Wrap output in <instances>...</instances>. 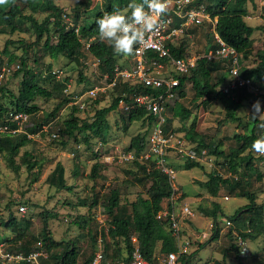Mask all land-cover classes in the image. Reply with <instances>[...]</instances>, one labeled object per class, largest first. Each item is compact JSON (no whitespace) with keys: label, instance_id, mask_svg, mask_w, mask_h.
Segmentation results:
<instances>
[{"label":"trees","instance_id":"trees-1","mask_svg":"<svg viewBox=\"0 0 264 264\" xmlns=\"http://www.w3.org/2000/svg\"><path fill=\"white\" fill-rule=\"evenodd\" d=\"M101 5L91 17L90 12L92 0H85L79 5L75 6L72 13L65 12L63 8L57 5L56 0H13V3L6 7H0V34L14 35L16 33H34V42H27L23 39H9L6 42L1 56L8 58L7 66L18 63L20 67L15 70L13 76L22 74V80L19 85L18 94L8 89L5 85H0V122L3 125H8L12 129H17V124L10 120V114L27 113L30 116V122L27 124L26 133L18 134H0V153H6V160L10 167L19 172L21 164L16 162V158L20 155V149L25 147L30 142V135H36L39 132H44L46 124L42 121L36 120L39 107L35 104L38 97L42 98H59L56 110L61 108L70 109L69 117L63 122L64 127L59 129L58 132L63 139L62 144L67 145L72 139L75 138L79 132H90L93 137H99L106 141L105 133L110 129L108 122V115L117 110L120 102L124 100L128 105H134L129 110L128 121L148 123L152 125L155 117L149 115L144 108L135 106L134 96L145 95L150 91L156 93L142 85H132L131 83H124L120 81L117 86L109 91H115L117 96L113 99L110 106L105 108H98L93 115L87 114L86 118L80 115V106H69V103L74 101V92H66L67 86L72 81L71 78L64 77L57 79V75L52 73L50 69L47 74L42 75L47 78L50 86L41 85L38 83L42 78L38 72L28 67V52L30 49L34 51V63L38 64L39 58L37 56L36 47L42 45L53 60H57L61 56L68 58L71 62L83 64L88 60L89 56H93L100 60V80L107 83L111 80H105L104 76L109 75L112 79L115 73V68L120 67L125 69L128 67L127 62L123 63L114 55L113 49L106 42L99 39L98 26L96 21L101 18L105 13H111L114 8L124 10L132 0H102ZM254 0H196L193 7L203 5L206 7L208 14L212 18H217L215 30L220 38L231 48H233L240 56L242 61L241 74L244 78H251L254 83L264 90V43L263 49L260 53V62L257 67L248 69L244 66L243 62L248 61L252 55L254 48L253 34L256 31H263L264 26L252 27L246 19L250 15L248 4ZM137 3L142 0H136ZM83 10V11H82ZM37 14H45L46 17L42 22L36 18ZM264 18V13L262 14ZM19 23V24H18ZM30 24V30L25 28L26 24ZM53 37L56 38V43H51ZM209 44L205 50L208 53L212 49H216L214 43L213 33L209 37ZM186 40H183L178 47H171L172 54L176 57H183L188 51ZM21 48L23 56H19L9 49V46ZM89 45V47H88ZM0 56V69L3 64L2 57ZM86 64V63H84ZM83 64V70L80 71V82H87L88 76L84 73L86 67ZM4 65V64H3ZM3 67V66H2ZM39 71V70H37ZM229 62L228 60H209L207 57H202L197 61L196 66L190 73H174L175 77L179 80V87L177 88L178 97H186V84H192L196 92L195 99H203L206 105L213 102H220L225 110L227 119L238 121L241 119L237 116L238 110L245 106V101H257L259 105H263L264 96H256L248 92L246 88L233 90L231 95L228 96L219 88L228 80L229 77ZM216 74V82L213 76ZM46 79V80H47ZM263 85L261 87V85ZM91 89V88H90ZM104 96L100 94L96 99L90 98L88 100V107L86 112H89L90 107L97 106L101 103L100 98ZM174 100V106L170 105L169 109L172 111V118L167 119L166 129L169 130L172 119H179L181 121L189 120L192 116V111L186 108L178 100ZM5 100V101H4ZM172 106V107H171ZM171 107V108H170ZM49 116V115H48ZM51 113L49 117H53ZM52 122V121H51ZM50 122V123H51ZM46 124V125H45ZM248 129V128H247ZM148 130L143 134H138L132 138L130 149L135 151L136 157H139L147 147ZM89 136H87L88 138ZM186 139L192 143H197V149H208V151L219 158L228 160L229 170L238 173L240 176L236 181L223 178L219 173L211 172L207 182H199V185L209 191L212 197H218L221 187L233 186L238 189L235 197L245 198L248 204L238 209L234 215L226 216L233 226L229 229L227 234L238 240L240 237L244 241H255L264 237V203L258 202V197L255 192L250 191V178L252 174H240L241 166L246 165L252 172H256L251 166L252 161L256 158L252 150V143L259 138L255 129L251 130L250 134H236L235 140L237 142L236 148H231L229 152L220 150V144L206 143L203 136L197 131L196 118L193 120ZM86 138V139H87ZM257 159V158H256ZM136 164L139 166L138 172L142 179L149 184L148 198L140 197L137 201L131 203V211L128 209V204L121 206V196L119 190L113 188L107 204L108 213L111 220L108 222L107 233L104 231V237L108 235L112 238V243L108 244L104 250L105 256L112 260L118 261L125 259L126 253H131L133 250L132 238L137 236L139 248L144 258L153 262V256L157 253L169 254L177 252V243L167 224H163L157 220V215L162 209V201L165 198H170L172 195V187L169 183L168 176L157 170L153 163L143 162L139 160ZM22 164L32 169L36 162L34 156L26 152L22 158ZM203 166L196 161L187 160L185 162V169L190 170L193 168H202ZM103 166L95 164L92 168L91 176L97 178L99 173L102 172ZM264 175L257 174V179H262ZM54 183L58 188L70 189L66 185L64 177V168L58 165L56 175L53 176ZM201 213L208 218H212L214 222V230L211 238L200 244L199 248L191 252L189 255L182 256L181 264H192L194 256L200 250H204L209 244L217 241L220 238V230L218 228V220L225 216L224 211L220 204L214 202L212 209L206 210L201 208ZM43 228L38 242H41L43 248L49 253L48 259H42V264H78L80 258V250L76 241L73 240H56L50 230L49 220L54 217L49 212L44 211L43 214ZM2 222L5 227L13 228L17 232L14 240H11L15 245L14 248H6L5 251L10 253H24L28 255L37 249V244L31 246V242L26 240V230L28 229V222L18 223L14 218ZM82 224H87L89 221L83 219ZM83 228V226H81ZM105 229V230H106ZM236 232L238 236L234 234ZM89 235L93 240V244L97 245L91 230ZM1 243L6 244V238L2 239ZM96 243V244H95ZM236 243V242H235ZM160 247V248H158ZM230 251H233L236 259L241 260V250L237 244L224 249V258L228 257ZM231 254V253H230ZM262 254L264 257V238ZM95 253L93 252L88 258L85 259L83 264H91ZM15 264H33L27 261ZM261 264H264L261 263Z\"/></svg>","mask_w":264,"mask_h":264},{"label":"rangeland","instance_id":"rangeland-1","mask_svg":"<svg viewBox=\"0 0 264 264\" xmlns=\"http://www.w3.org/2000/svg\"><path fill=\"white\" fill-rule=\"evenodd\" d=\"M56 1L57 5L63 8L65 12L72 13L73 8L85 0ZM101 5H103L102 0H92L91 17L94 16L95 11ZM248 8L250 9V15L246 19L247 23L252 27L264 26V18L262 17L264 0H254L248 4ZM45 17V14L36 15L39 22H42ZM216 19L212 18V22L206 21L200 26L190 25L187 27L188 35L183 40L187 42L188 56L202 58L205 55ZM25 28L30 30V24H26ZM33 34L32 31L30 33L20 32L14 35L0 34V56L9 39L20 38L32 43L36 39ZM252 39L254 40V52L248 61L243 62L248 69L257 67L260 62L259 56L263 49L264 30L256 31ZM51 43H56L55 37H53ZM9 49L19 56H23L21 48L10 45ZM36 52L39 58L38 64L34 63V51L30 49L28 52V67L38 72L41 77L47 74L50 69L62 71L66 77L72 79V90L79 92L89 90L102 81L99 76L91 72L87 64H84L86 61L83 64L85 67L87 66L84 73L88 76V80H86L87 82H80V71L83 70V64L71 62L64 56L53 60L49 53L42 48V45L36 47ZM117 59L129 64L128 57L117 56ZM2 60L4 65L2 64L3 67L1 66L0 72L7 66L8 58L3 56ZM18 66H20L18 63L9 66L11 73L4 76L0 83V85H5L16 94H18L22 80V74L13 76ZM59 74L60 77H64L61 72ZM213 78L216 82V74ZM46 79L42 77L37 81L41 85L50 86L48 79ZM103 95L100 98L101 103L99 105L90 107L89 112H80L82 118H86L88 113L90 115L95 114L98 108L110 106L117 93L108 91ZM195 96L196 92L192 84L187 83L186 97L177 100L192 111V116L186 121L172 119L169 130L166 129L167 132H172L176 139H186L185 136L195 118L197 131L203 136L206 143L220 144V150L225 152H229L231 148L238 146L235 140L236 134H250L251 130L255 129L259 138L264 137V127L261 126L264 125V117L255 119L251 116L254 101H245V106L238 110L237 116L241 119V123H239L226 118L225 110L220 102L216 101L206 105L203 103V99L196 100ZM59 101L58 97L46 99L38 97L36 99L35 104L39 107L36 120L49 124H45L49 127L44 132L30 135L28 145L20 149V155L16 158V162L21 164L19 172L10 167L6 160V153H0V243L2 239L6 238V244L1 243L4 248H14L15 244L11 240H14L17 232L13 228L5 227L2 223L13 216L12 218L18 223L25 221L29 223L26 230V240L31 242V246L38 244L37 237L40 236L43 228L42 214L47 211L51 216H54L49 220L50 230L54 238L59 241H76L80 250L78 264H83L85 259L93 252L96 253L100 249L104 251L107 245L113 241L111 237L108 235L104 237L103 234L104 231L107 233L106 228L111 220L107 209L111 190L113 188L119 190L122 201L121 206L128 204L129 211L132 209V202L137 201L141 196L148 198L149 184L142 179L138 172L139 166L136 164V158L126 160L122 156L124 154L128 156L134 152L130 149L132 138L145 133L146 130H148V134L151 133L150 127L152 125L145 124L142 121L130 123L128 121L129 110L122 107L120 103L118 109L111 112L107 117L110 129L105 133L106 141L99 137H93L90 132H79L74 139L64 146L58 130L64 127L63 122L70 118L69 113L71 111L68 108L56 110ZM171 105L174 106V103ZM259 108L264 111V103L259 105ZM51 113H54L53 117H57L50 120ZM172 114L171 109H169L167 119L172 118ZM54 134L57 135L56 138L53 136ZM87 136L89 137L87 138ZM192 144L197 147V143ZM188 146L191 145L188 144ZM206 151L208 156H211L214 160L209 162L208 159H202V168L186 170V159L174 155L170 158L171 165L176 170L175 185L180 191L177 206L179 205V208H181L187 205L194 213V217L183 223V234L192 242V252L196 251L200 244L207 242L213 234V230H210V224L213 220L202 214L201 208L212 209L213 203L216 202L222 206L225 213L218 227L220 238L209 244L204 250H200L194 256L192 264H240L233 251H230L231 254L229 253L228 257L224 258V249L233 244L238 246V240L236 241L227 236L230 228L226 229L224 226L228 220L226 216L234 215L238 209L248 204V200L235 197L238 189H234L233 186L226 187L223 185L218 197L215 198L209 194L207 189L199 185V182L209 180L211 172L219 173L223 178L231 181H236V178L240 176L238 173L229 170V165L226 164L228 163L227 159L212 155L208 149ZM26 152L34 156L36 165L32 169L22 164V158ZM253 153L257 159L255 158L252 161L251 166L256 169V172H252L249 167L244 165L239 167V173L252 174L250 191L255 192L259 203H264V176L260 180L256 178L257 174L264 175V156ZM59 164L64 168L66 185L70 189L61 190L54 183L53 176L56 175ZM95 164L103 166V170L97 178L91 176ZM225 197L230 199L225 200ZM167 203L168 199L165 198L162 201V206ZM21 206H26V213L20 211ZM84 218L89 223L82 224ZM89 230L96 239L97 245L93 244L91 235L88 233ZM201 230L208 233L206 238L202 237ZM263 238L245 242L246 252L249 253V256L241 257L242 264H261L264 262L262 254ZM3 245L0 247L3 248ZM0 264L15 263L3 259L0 254Z\"/></svg>","mask_w":264,"mask_h":264},{"label":"built area","instance_id":"built-area-1","mask_svg":"<svg viewBox=\"0 0 264 264\" xmlns=\"http://www.w3.org/2000/svg\"><path fill=\"white\" fill-rule=\"evenodd\" d=\"M196 0H171L170 10L168 15L163 19L162 27L159 31L148 36L147 44L142 48L139 53L133 57H128V67L125 69L119 66L115 68V73L112 79L109 75H105V80L110 82L101 81L97 86L89 90L76 91L72 90V81L67 86L66 92H75L73 96L74 101L69 103V106L79 105L80 110L85 113L88 107V100L96 99L100 94H105L113 89L117 84L122 81L124 83H131L132 85H142L155 92L150 91L145 95L134 96L135 106L144 108L149 115L155 117L152 124L151 133L147 139V147L139 157H136L135 151L123 159L129 160L136 158L139 161L151 162L157 170L166 174L169 183L172 187V195L168 199V203L162 206V209L157 215V220L163 224H167L177 243V252L163 254L157 252L153 256V262L147 261L142 255L138 238H132L133 250L131 253L125 254V259L112 261L108 259L104 251L100 249L94 255L91 264H181L182 256L189 255L192 252V242L188 240L183 234V223L187 219L194 217V213L189 206L185 205L179 208V190L175 185L176 170L171 165L170 158L172 155L184 158L191 161H196L201 164L202 159H208L213 162V158L208 156L205 149L198 150L190 141L185 138L176 139L172 132L166 131L167 124V111L169 106L174 103L178 97L177 88L179 87V80L175 77L174 73H190L196 66L200 58L196 56H188V51L183 57L176 58L171 51V47L180 46L182 40L188 35L187 27L190 25H203L206 21L212 22V17L208 14L206 7L203 5L193 7ZM177 12L180 15H177ZM217 19L214 22L212 30L214 43L216 49L210 50L205 53L203 57L209 60H228L229 62V77L225 85L219 88L224 94L230 96L233 90L246 88L248 92L256 96H264V90L254 83L251 78H244L241 74V56L231 47H229L217 34L216 27ZM89 47V45H88ZM88 61V62H87ZM86 61L87 66L90 67L91 72L100 77V60L89 56ZM20 66H18L19 68ZM64 77L65 74L60 71ZM59 70L52 71L54 75L60 77ZM11 73L9 66H5L0 72V83L4 76ZM96 79V78H94ZM122 107L130 110L134 105H128L124 100L121 102ZM264 103V102H263ZM10 120L17 124V129H12L8 125H3L0 122V134H18L26 133L27 124L30 122V116L27 113L10 114ZM49 126H45L47 130ZM55 138L57 135H53ZM31 137V136H29ZM190 144L191 146H188ZM264 156V155H262ZM135 159V160H136ZM225 197V200H229ZM26 206H21L20 211L26 213ZM221 220H218V227ZM233 223L228 219L226 229L231 228ZM214 222L210 224V230H214ZM202 237L206 238L208 233L201 230ZM236 236L238 234L234 232ZM244 240L238 237V246L241 250V256H249L246 252ZM3 244L0 243V246ZM4 249V250H3ZM1 257L9 262L27 261L33 264H42V259H48L49 253L43 248L41 242H38L37 249L29 253H10L0 247Z\"/></svg>","mask_w":264,"mask_h":264},{"label":"clouds","instance_id":"clouds-1","mask_svg":"<svg viewBox=\"0 0 264 264\" xmlns=\"http://www.w3.org/2000/svg\"><path fill=\"white\" fill-rule=\"evenodd\" d=\"M171 0H132L127 9H115L105 13L96 23L99 39L112 47L116 56L133 57L147 44L148 36L162 27L163 19L168 15ZM13 0H0V7H6ZM130 10V11H129ZM177 15H180L177 12ZM260 102L253 105L251 116L255 119L264 117L259 108ZM264 127V125H261ZM252 150L264 155V137L253 141Z\"/></svg>","mask_w":264,"mask_h":264},{"label":"crops","instance_id":"crops-1","mask_svg":"<svg viewBox=\"0 0 264 264\" xmlns=\"http://www.w3.org/2000/svg\"><path fill=\"white\" fill-rule=\"evenodd\" d=\"M249 9V8H248ZM249 13H250V9H249ZM247 18H249V16L247 17ZM255 27V26H254ZM222 207V206H221ZM222 218V217H221ZM221 218L219 219V220H221Z\"/></svg>","mask_w":264,"mask_h":264}]
</instances>
